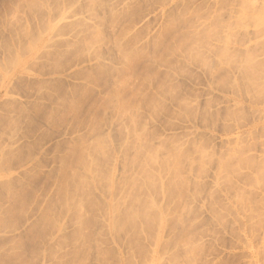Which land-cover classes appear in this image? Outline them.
I'll list each match as a JSON object with an SVG mask.
<instances>
[{
    "label": "rangeland",
    "instance_id": "rangeland-1",
    "mask_svg": "<svg viewBox=\"0 0 264 264\" xmlns=\"http://www.w3.org/2000/svg\"><path fill=\"white\" fill-rule=\"evenodd\" d=\"M0 264H264V0H0Z\"/></svg>",
    "mask_w": 264,
    "mask_h": 264
}]
</instances>
